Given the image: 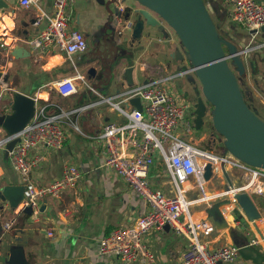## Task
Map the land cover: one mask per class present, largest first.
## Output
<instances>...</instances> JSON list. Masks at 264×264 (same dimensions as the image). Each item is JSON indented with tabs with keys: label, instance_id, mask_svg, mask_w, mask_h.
<instances>
[{
	"label": "crops",
	"instance_id": "obj_1",
	"mask_svg": "<svg viewBox=\"0 0 264 264\" xmlns=\"http://www.w3.org/2000/svg\"><path fill=\"white\" fill-rule=\"evenodd\" d=\"M211 1L216 7L221 26L232 33V40L239 47L253 45V49L245 58V76L248 77L254 71L251 69L252 63L256 62L258 66L260 63V60H256L255 53L264 60V30L251 34L250 30L234 21L230 15L231 0L229 8L225 4L228 0ZM5 2L8 6L0 9V18L5 29L14 31L15 37L11 46L0 42V88L3 90L0 112H11L10 101L14 90L30 96H36L43 89L48 90L49 99H37L36 106H46L48 112L67 113L63 121L66 138L61 148L41 144L31 151L29 158H41L40 164L32 167L31 178L37 184H48L62 173L65 164L77 165L82 170V175L77 185L65 189L61 196L44 197L40 205V208L43 206L44 209L40 210L38 217L24 212L16 213L9 205L0 209V224L3 226L0 236V264L9 262L13 249L21 250L25 264H122L119 257L100 253V240L117 227L134 224L137 216L147 210L148 204L127 180L105 166V150L97 140L96 134L105 123L122 122L125 118L108 104L76 112L72 110L94 101L99 95H112L130 87L123 75L125 68L130 65L134 66V84L157 80L172 74V68L184 70L182 66L189 65L190 68L191 65L187 60L179 61L171 56L174 47H181V44L169 29L167 36L157 27L153 26L147 30L145 26L141 39L133 41V25L124 28L123 24L126 19L134 24V11L131 16L126 15L129 9L139 7L136 0H116L110 5L102 4L98 0H74L68 7L71 16L69 27L84 35L88 47L85 51L74 54L72 58L60 53L64 56L63 61L45 69L44 64L50 57L59 53L39 55L31 48L28 40L47 25V17L40 18V15L53 12L54 0H40L37 5L30 7L22 6L19 0ZM121 7L124 10H121ZM9 11H12V14ZM6 18L10 19L13 25L10 26ZM149 31H156L159 35L152 36V39L149 37ZM154 39L156 40L153 41ZM126 41L131 48L128 53L121 46ZM149 41L159 48L150 47ZM18 47L22 48L20 53L16 52ZM147 55L148 62L143 59ZM166 55H170L168 60ZM91 67L95 68V74L89 73ZM107 67H110L109 71H106ZM78 73L85 76L86 83L77 80V93L62 96L54 89L53 83L56 80ZM255 73L261 74V70L258 68ZM99 82L102 86L111 85V91L102 94L93 87L96 90L93 94L90 86ZM175 82L184 93L181 82L177 79ZM203 133L204 131L200 134L201 138ZM0 164V188L7 184L22 183L20 175L11 164L10 156L6 153V146L0 148ZM224 170L228 172L232 184L243 182L241 172L236 168L223 166L219 177H209L206 184L208 194L224 190L229 183ZM166 176L162 162H158L150 172V179L155 185L170 190V184L163 181ZM199 195L197 186H193L188 194L191 199ZM253 199L264 216V195H253ZM212 202L214 201L190 205L193 218L214 221L208 211ZM230 207V204L226 205V209ZM233 215L236 214L233 212ZM228 220L234 233L228 228L216 226L210 234L203 235V240L210 247L231 242L240 246L248 245L252 237H260L261 233H264V221L257 226L242 216L233 221ZM50 229L53 235L48 234ZM143 241L146 247L155 253L154 260L147 264H182V254L187 247L188 238L177 235L170 226L150 229ZM252 246L264 253V243ZM131 264L142 263L135 261ZM224 264L246 262L240 255L237 261Z\"/></svg>",
	"mask_w": 264,
	"mask_h": 264
},
{
	"label": "built area",
	"instance_id": "obj_2",
	"mask_svg": "<svg viewBox=\"0 0 264 264\" xmlns=\"http://www.w3.org/2000/svg\"><path fill=\"white\" fill-rule=\"evenodd\" d=\"M74 0H54L53 12H46L40 18L47 17V25L37 35L28 40L31 48L39 55L64 53L69 58L87 49L88 43L79 30L69 27V4ZM119 1V0H118ZM231 18L247 28L256 30L264 26V2L259 0H231ZM22 6L37 5L40 0H19ZM119 9V7H118ZM121 10L122 9L121 7ZM122 18V16H119ZM132 21L126 19L123 27H131ZM121 32V30L119 31ZM192 72L191 67L179 70L157 80H146L112 95H99L97 99L82 104L72 112L86 110L101 104H108L124 116L122 122L105 123L96 138L105 150V166L123 177L136 193L148 204L131 226L117 227L105 234L99 245L101 254H111L120 258L122 264L139 261L147 264L153 261L155 253L144 244L143 238L152 228H163L167 224L177 235L188 238V244L182 254V264H224L240 259V245L225 243L210 247L203 240V235L210 234L216 227L209 219H195L191 215L190 205L230 199L221 210L229 222L235 220L233 212L238 209L242 217L246 213L239 206L226 209V205L237 201L238 192L250 195H264V168L250 165L230 152L217 153L200 147L189 136L195 130V101H191L179 89L176 77ZM77 80L86 83L84 75L78 73L56 80L54 89L62 96L77 93ZM90 89L96 90L90 86ZM140 97L142 109L132 102L133 97ZM3 90L0 88V101ZM64 111L48 112L46 106L37 107L34 116L18 133L7 135L0 127V148L14 136L18 141L9 151L11 164L25 185L23 201L32 207V215L38 217L40 205L46 196H61L67 188L77 185L82 170L74 164H65L62 173L48 184H37L31 178L34 165L40 164L41 158H29L31 151L41 144L61 148L65 141L63 121ZM183 128L184 131L181 130ZM158 162L164 165L170 190L155 185L150 179V172ZM212 164L211 177H219L223 165L239 170L243 175L240 184H227L224 190L208 194L205 170ZM1 171V164H0ZM162 181V182H163ZM197 186L200 195L191 199L188 194ZM212 202V203H214ZM238 202V201H237ZM211 204V203H210ZM211 205H209V208ZM232 213V214H231ZM228 216V218H227ZM264 216L250 221L259 226ZM49 235L53 231L48 230ZM264 243V233L252 237L248 245ZM2 249L0 248V258Z\"/></svg>",
	"mask_w": 264,
	"mask_h": 264
},
{
	"label": "water",
	"instance_id": "obj_3",
	"mask_svg": "<svg viewBox=\"0 0 264 264\" xmlns=\"http://www.w3.org/2000/svg\"><path fill=\"white\" fill-rule=\"evenodd\" d=\"M98 1L110 5L116 0ZM136 1L139 7L134 10L129 9L126 15V17L131 16L132 11L136 14L133 24V40L141 37L146 25L157 27L167 36L168 26L171 27L181 44V47H174L171 56L179 61L187 60L192 72L201 83L202 95H199L195 101L194 124L196 129H202L206 117L210 115L212 127L224 137V152H230L250 165L264 168V119L247 102L239 81V75L246 74L245 58L253 49V45L239 47L234 40L225 37L205 0ZM7 6L8 3L5 0H0V9ZM9 13L12 14V11ZM0 28H2L0 42L11 46L14 43V31L5 29L1 18ZM255 31L251 30L250 33L253 34ZM21 50V47L16 48L17 53ZM63 59V54H54L44 64V68H52L60 64ZM133 70L134 66L130 65L123 73L130 86L135 83ZM89 73L95 74V68H89ZM49 96L50 92L46 89L39 91L36 96L14 90L10 101L11 112H0V127L10 136L18 133L34 116L37 108L36 100L45 101L49 99ZM131 102L138 109H142L140 97H133ZM17 141L18 137L14 136L7 142V155ZM224 173L229 184H232L228 172L224 170ZM211 174L212 164L208 163L205 178L208 179ZM24 189L23 183L3 185L0 188V209H5L9 205L16 213L24 212L31 215L32 207L25 205L23 201ZM235 198L250 221L262 215L253 196L248 192H238ZM228 202H230L229 198L216 201L208 211L218 228H228L231 233H234L220 209L221 205ZM43 209L41 206L40 210ZM236 210V218L241 217L238 209ZM245 223L249 225L247 221ZM166 228H169L168 224ZM2 229L3 226L0 224V236ZM239 252L246 264H264V253L252 245L241 246ZM6 264H25V257L21 250L13 249L9 262Z\"/></svg>",
	"mask_w": 264,
	"mask_h": 264
},
{
	"label": "rangeland",
	"instance_id": "obj_4",
	"mask_svg": "<svg viewBox=\"0 0 264 264\" xmlns=\"http://www.w3.org/2000/svg\"><path fill=\"white\" fill-rule=\"evenodd\" d=\"M205 1L207 3L209 11L211 12L215 22L219 26L221 33L225 37H228L232 40V35H231L232 33L226 29H223V27L221 26L220 18L216 15V7L213 5L212 1L211 0H205ZM127 2H129V1H127ZM231 2L229 0H228V3L225 2V4L227 5V8H229L231 6ZM215 5L218 6L217 3ZM152 28H153V26L146 25L147 30H150ZM168 29L179 40L175 31L169 26H168ZM149 32H150L149 37L159 35L156 31H153V32L149 31ZM142 35H141V37H142ZM141 37L139 39H135L133 41H139L141 39ZM152 39H153V37H152ZM155 40L156 39H154L153 41H155ZM149 42H150V47L151 46H152V48H154L155 46L157 47V45L154 42H152V41H149ZM121 46H122V48H124V50L127 53L130 52L131 48H130L129 43L127 41L122 43ZM157 48H159V47H157ZM121 51L123 52V50H121ZM255 54H256V60L257 61L260 60L259 66H258V63H256V62L252 63L251 69H253L254 71H252L248 77H246L245 75H243V76L239 75V81H240V85L243 89V92H244V95H245L247 102L258 113V115L264 119V60L261 59V57H259L257 55V53H255ZM168 58H170V55H166V60H168ZM143 59H144V61L148 62L149 56L147 55ZM164 61H165V59H163L162 63H164ZM182 67L186 69V68H189V65H184ZM258 68L261 70V74L255 73L258 70ZM108 69H110V67H107L106 71H109ZM171 71H172V73H177V72H179V69L175 67V68H172ZM141 74H143V71L141 72ZM176 79L178 82H181V85L184 89L185 96L190 98L191 101H195L199 95H202L201 83L193 72H186L182 75L177 76ZM100 83L101 82L94 83V85H91V86L96 88L98 90V92H101L102 94L111 91V89H112L111 85L102 86ZM91 92L94 94V91H91ZM205 120H206V122H205V125L203 126L202 129H196L192 135L189 134L187 137L190 136L191 138H194L195 142H197V144L200 147H203V148L209 149V150H213L214 152H217L220 154L223 153V151H224V147H223L224 146V142H223L224 137L222 135H220L219 133H217L214 130V128L212 127L210 115H208ZM181 130L184 131L183 128H181ZM203 131L205 134L203 133V136L201 135L202 136V138H201L200 134H202ZM234 213L236 214L237 210H235Z\"/></svg>",
	"mask_w": 264,
	"mask_h": 264
},
{
	"label": "bare ground",
	"instance_id": "obj_5",
	"mask_svg": "<svg viewBox=\"0 0 264 264\" xmlns=\"http://www.w3.org/2000/svg\"><path fill=\"white\" fill-rule=\"evenodd\" d=\"M8 17H9V16H8ZM5 20L8 21V23H9L10 26L13 25V24L9 21L10 19L6 18ZM7 21H6V23H7ZM11 21H12V19H11ZM229 204L231 205L230 208L235 207V206H239V203H238L237 201H232V202L229 203Z\"/></svg>",
	"mask_w": 264,
	"mask_h": 264
}]
</instances>
